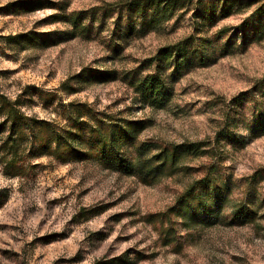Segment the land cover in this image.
<instances>
[{"label":"rangeland","instance_id":"1","mask_svg":"<svg viewBox=\"0 0 264 264\" xmlns=\"http://www.w3.org/2000/svg\"><path fill=\"white\" fill-rule=\"evenodd\" d=\"M122 1L0 0V92L40 120H60L61 104H88L137 122V140L158 147L219 140L222 158L185 160L149 183L97 162L37 157L27 142L10 170L0 147V264H264V38L243 49L239 36L205 66L168 68V102L154 108L133 78L155 71L149 60L161 48L193 34V7L137 37L119 22ZM249 13L208 28L211 46L225 45L218 32L232 34ZM210 172L228 184L230 202L215 220L182 215L178 198ZM241 201L257 212L243 226L231 224Z\"/></svg>","mask_w":264,"mask_h":264},{"label":"trees","instance_id":"2","mask_svg":"<svg viewBox=\"0 0 264 264\" xmlns=\"http://www.w3.org/2000/svg\"><path fill=\"white\" fill-rule=\"evenodd\" d=\"M124 12L119 22H126V31L140 37L171 21L178 9L192 6L195 29L193 34L176 44L161 48L149 60L156 63L154 72L133 78L132 85L144 104L163 108L171 92L166 70L174 73L188 71L196 66H205L220 50L225 55L227 48L241 37L243 49L252 41L264 38V0H129L120 4ZM249 14L232 34L229 29L218 32L216 43L226 38V44H217L215 49L205 35L208 28L233 15ZM211 47V48H208ZM139 70V68L137 69ZM109 74H95L98 80L106 81ZM42 94V93H41ZM236 98V102L243 100ZM248 96V95H247ZM50 104L54 96L46 94ZM64 112L60 120H40L23 111L24 103L17 97L12 100L0 92V147L10 170L18 168V157L25 142L37 157L47 156L62 163L97 162L107 169L133 175L149 183L172 176L185 160L207 156L222 158L219 140L209 142H185L158 147L137 140V122L112 120L108 115L96 112L88 104H61ZM262 127V128H261ZM264 133V126H260ZM221 134L226 135L225 131ZM155 147L159 149L154 152ZM214 168V167H212ZM230 202L227 183L218 182L208 175L195 182L181 195L176 208L184 216L192 214L196 219L215 220L218 209ZM215 216V217H214ZM231 224L243 226L256 220L257 212L252 202L241 201L232 211Z\"/></svg>","mask_w":264,"mask_h":264}]
</instances>
